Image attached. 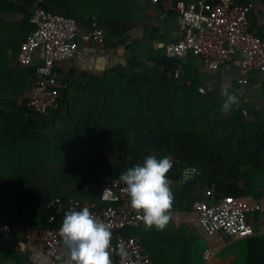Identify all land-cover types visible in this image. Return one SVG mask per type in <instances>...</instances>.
Wrapping results in <instances>:
<instances>
[{"label": "crops", "instance_id": "obj_1", "mask_svg": "<svg viewBox=\"0 0 264 264\" xmlns=\"http://www.w3.org/2000/svg\"><path fill=\"white\" fill-rule=\"evenodd\" d=\"M178 1L158 0L152 4L150 0H67L71 12L80 19L82 29L88 30L93 23L96 24L102 28L105 41L99 45L81 44L72 58L55 64L54 72L62 85L59 115L43 131V137L52 140L59 131H83V127L73 123L77 116L88 113L94 85L118 72H124L126 76L144 75L160 85L176 83L196 89L202 87L220 95L221 89L226 88L238 97V105L251 104L262 111L264 97L260 84L264 74L253 73L246 85H237L238 56L232 57L217 70L205 68L192 55L186 56L183 61L165 57V45L181 37L177 26ZM235 1L250 4L249 28L255 35L264 37V0ZM10 2L19 4L17 0ZM2 6L5 7L0 10V225L17 218L39 225L47 196L73 195L68 184L46 172H40V169H48L40 161V140L31 141L24 129L25 120L31 118L34 122L36 118L4 109L12 101L17 106L22 104L32 80L30 68L42 62L43 49H35L31 67L18 65L16 57L19 44L31 32L28 15L35 5L14 12L5 10V4ZM54 11L64 14L66 8L59 3ZM176 71L177 78L174 77ZM256 90L261 92L259 100L251 97ZM92 114L98 117L97 112L92 111ZM259 199L264 202V196ZM179 210L184 212L183 219L175 222L173 213ZM188 211L183 201L174 200L169 209V221L164 228L143 224L137 227V232L149 239L151 244L159 240L169 245L166 244L167 240H172L173 246L166 248L169 254L176 255L181 249L187 250L191 264H210L216 261L235 264L239 257L243 259L247 254V240L251 237L236 241H228L226 238L209 240L188 219ZM259 216L247 215V219L256 225ZM198 236L205 240L206 246L196 255ZM255 236L264 235L256 234L252 237ZM205 250L211 251L208 259L204 258ZM0 264H62V261H54L41 251L27 246L21 235L2 234Z\"/></svg>", "mask_w": 264, "mask_h": 264}, {"label": "trees", "instance_id": "obj_2", "mask_svg": "<svg viewBox=\"0 0 264 264\" xmlns=\"http://www.w3.org/2000/svg\"><path fill=\"white\" fill-rule=\"evenodd\" d=\"M17 1L18 5L10 0H0V10L5 7L3 4L7 6L5 10L11 12L35 5L55 12L54 7L62 3L66 8L62 15L80 23L67 0ZM32 12L28 15L29 23ZM35 70L36 67L30 68L32 80L27 91ZM93 89L88 113L77 116L73 123L83 127V131H59L52 140L43 137L42 133L59 115V105L47 115L30 110L25 97L20 106L13 101L4 106L7 112L17 111L36 118L34 122L31 118L25 120L24 129L31 141L40 140V161L48 168L40 169V172L56 177L72 190L73 196L46 197L41 213L42 225H47V219L55 213L54 208L46 207L51 198L59 197L64 211L71 197L98 201L96 185L119 178L126 168L153 153L158 158L167 155L173 161L166 176L171 182L173 201H183L186 211L191 209L193 201L203 199L206 189H211L218 197L264 196V189L247 182L251 173L264 172V107L261 111L251 104H236L225 113L221 111L224 97L215 91L199 93L196 88L181 84L160 85L144 75L126 76L124 72L106 76ZM260 89L264 97V77ZM204 110L216 114L221 135L209 130L208 122L212 120L204 116ZM92 111L97 112L98 117ZM84 146L92 148L91 162L82 159ZM243 166L245 171L241 172ZM189 167L197 169L195 176L182 183L181 172ZM68 174L70 180H67ZM77 175H83L78 183L74 177ZM137 229H126L123 233L136 235L154 264H191L187 250L169 254L166 248L173 246L172 240H167L169 245L159 240L151 244ZM245 264H264V236L247 240Z\"/></svg>", "mask_w": 264, "mask_h": 264}, {"label": "built area", "instance_id": "obj_3", "mask_svg": "<svg viewBox=\"0 0 264 264\" xmlns=\"http://www.w3.org/2000/svg\"><path fill=\"white\" fill-rule=\"evenodd\" d=\"M150 2L156 4L158 0ZM249 11V3L241 4L235 0H179L176 12L181 37L165 45V57L183 61L186 56L192 55L205 68L217 70L232 57L238 56L236 84L246 85L253 73L264 74V37L250 30ZM30 23L33 28L20 44L16 60L20 66H30L33 52L42 47V62L36 66L35 77L25 98L30 110L38 115H47L57 109L61 98L62 85L54 72L55 64L72 58L81 44H102L105 34L94 23L88 30H83L74 19L42 7L33 9ZM174 77H178L177 71ZM197 91L204 93L202 87ZM183 170L182 183L194 178L195 173L190 179H185ZM96 189L98 201L71 197L66 211L87 207L95 218L110 225L111 264H154L138 237L123 233L126 229L143 224L137 212L128 205L123 183L118 182V178L112 179L96 185ZM46 207L55 210L47 219V225H33L23 218H17L1 224L0 235H21L27 246L41 251L54 261H63L67 250L58 229L66 211L57 196L51 198ZM183 213L182 210L174 211V221L180 222ZM255 214L260 215L256 225L247 219V215ZM186 216L209 240L226 238L236 241L256 234L264 235V202L252 195L218 197L211 189H206L203 199L193 201ZM121 248L124 255L120 253ZM210 254V250H205L204 258L208 259ZM210 264L221 263L216 261Z\"/></svg>", "mask_w": 264, "mask_h": 264}, {"label": "clouds", "instance_id": "obj_4", "mask_svg": "<svg viewBox=\"0 0 264 264\" xmlns=\"http://www.w3.org/2000/svg\"><path fill=\"white\" fill-rule=\"evenodd\" d=\"M221 95L224 97L221 111L227 113L238 103V97L226 88L221 89ZM172 163L167 155L158 158L155 153L149 154L126 168L118 178L124 185L129 207L145 226L162 229L169 221L173 194L166 173ZM196 171L195 167L185 168L184 178L190 179ZM58 232L67 250L62 264H111L110 225L95 218L87 207L66 211ZM120 253L125 254L123 248Z\"/></svg>", "mask_w": 264, "mask_h": 264}, {"label": "rangeland", "instance_id": "obj_5", "mask_svg": "<svg viewBox=\"0 0 264 264\" xmlns=\"http://www.w3.org/2000/svg\"><path fill=\"white\" fill-rule=\"evenodd\" d=\"M252 94L253 95H251V97H252L253 100H259L261 98V92L259 90H256L255 92H252ZM204 116L206 118L209 117L212 120V121L208 122V128H209V130H211L217 136L221 135V132H219V125H218L219 123L216 120L218 118L216 116V114H214L212 112H209L208 110H204ZM77 149L79 151V148H77ZM80 151H82V150H80ZM83 151H84V158L82 157V159L84 161L91 162V160H92V148H90L89 146H84L83 147ZM244 171H245V168L243 166L241 168V172H244ZM260 174L263 175V177H264V172H260V173L255 172L254 174L251 173V176L249 177V180L247 182L249 184H251L252 186H255V187L259 188L260 190H262V189H264V178L263 179H260L259 178L260 177L259 176ZM89 175H91V173H89ZM81 176H83V175L74 176L76 178L75 179L76 183H78L80 181L79 178ZM70 179H71V175L68 174V179L67 180H70ZM205 246H206L205 240L202 237H199V236L196 237V246H195V248H196V255L199 254L201 252V250ZM245 263H246V253L243 256V259L242 258L240 259V257H239L238 262L235 263V264H245Z\"/></svg>", "mask_w": 264, "mask_h": 264}]
</instances>
